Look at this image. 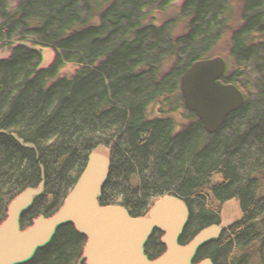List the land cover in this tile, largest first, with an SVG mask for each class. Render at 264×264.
I'll return each mask as SVG.
<instances>
[{
	"label": "trees",
	"instance_id": "1",
	"mask_svg": "<svg viewBox=\"0 0 264 264\" xmlns=\"http://www.w3.org/2000/svg\"><path fill=\"white\" fill-rule=\"evenodd\" d=\"M31 1L0 0V64L7 66L11 57L20 58L15 60L19 64L27 54L28 27L18 21L27 14V22H34L41 6L40 0ZM57 2L58 12L45 8L52 12L48 19L61 29L66 42L56 104L40 109L31 100H15L0 109V264H12L9 252L14 240L23 249L15 254V264H91L105 230L103 216L114 171L108 167L109 173L96 172L89 180H79L74 151L87 104L86 77L98 75L127 52L136 27L137 4L136 0ZM196 2L189 19L191 31L183 28L184 35L178 34L166 46L171 79L134 142L138 151L133 160L138 166L144 164L153 197L160 196L175 168L191 162L201 136L214 146L211 125L223 123L222 135H227L229 125L258 116L264 107L260 95L264 92V0ZM208 5L212 12L203 21L201 12ZM214 41L217 50L210 54ZM210 55H214L211 60ZM226 109L231 110L228 120L220 118ZM9 130L26 139L18 149L15 142L6 140ZM226 141L224 149L229 151ZM240 142L234 143L237 151L245 146L236 148ZM15 151L18 161L9 157ZM73 176L76 180L69 182ZM45 212L50 221L38 232ZM145 222L136 228L149 231ZM134 240L143 252V239L138 240L135 231ZM47 249L48 255L40 254Z\"/></svg>",
	"mask_w": 264,
	"mask_h": 264
},
{
	"label": "rangeland",
	"instance_id": "2",
	"mask_svg": "<svg viewBox=\"0 0 264 264\" xmlns=\"http://www.w3.org/2000/svg\"><path fill=\"white\" fill-rule=\"evenodd\" d=\"M45 1L38 2L41 8L33 23L27 22V14L18 21L28 27L27 54L19 64H15L20 59L16 57H11L7 66L0 64V109L15 100H31L32 106L39 103L40 109L56 104L66 42L61 29L49 18L51 11L58 12L59 3ZM196 3L136 0L137 22L127 52L98 75L86 77L87 104L79 120L75 173L85 181L96 172L109 173L108 167L114 171L103 216L105 230L91 264H264V107L258 116L240 118L229 125L227 135H222L223 123L211 125L214 146L212 140L201 136L191 162L172 171L159 197H153L149 190L144 164L138 166L133 160L138 151L136 135L144 131L171 79L166 46L178 34L184 35L183 28L186 33L191 31L189 19ZM45 8L51 11L47 13ZM211 12L210 5L204 7L201 19H209ZM216 50L214 41L210 54ZM260 95L264 97V92ZM230 112L222 111L220 118L226 119ZM22 139L9 130L6 140L15 142L18 149ZM225 140L229 151L224 149ZM237 141L241 142L236 148L245 145L243 150L234 149ZM9 157L18 161L16 151ZM74 180L73 176L69 182ZM42 217L38 232L50 221L47 212ZM145 221L149 231L136 228ZM134 231L138 240L143 239V252L135 246ZM13 242L9 257L15 264V254L23 249ZM40 254L48 255L49 251Z\"/></svg>",
	"mask_w": 264,
	"mask_h": 264
}]
</instances>
